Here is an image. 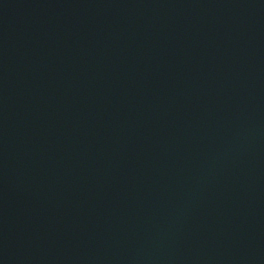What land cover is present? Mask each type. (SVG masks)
<instances>
[{"label": "water", "instance_id": "95a60500", "mask_svg": "<svg viewBox=\"0 0 264 264\" xmlns=\"http://www.w3.org/2000/svg\"><path fill=\"white\" fill-rule=\"evenodd\" d=\"M0 264H264V0H0Z\"/></svg>", "mask_w": 264, "mask_h": 264}]
</instances>
